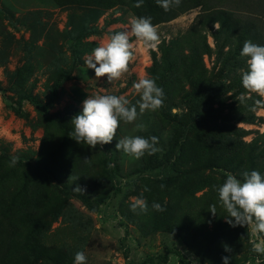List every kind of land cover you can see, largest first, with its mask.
Masks as SVG:
<instances>
[{
    "label": "rangeland",
    "instance_id": "374dc122",
    "mask_svg": "<svg viewBox=\"0 0 264 264\" xmlns=\"http://www.w3.org/2000/svg\"><path fill=\"white\" fill-rule=\"evenodd\" d=\"M128 1L0 0V219L14 225L8 235H18V264H74L77 251L87 264H140L173 249L187 264H223L225 256L229 264H264V254L253 251L264 234L229 225L213 188L228 173L264 175V98L241 84L248 36L211 23L193 37L198 7L153 24L160 43L135 45L120 79H97L85 61L137 17ZM247 17L264 37V13ZM144 76L163 88V107L121 122L110 144L91 148L69 136L88 95L136 104L133 83ZM22 95L48 104L46 114L23 101L15 115ZM191 107L204 120L214 113L212 126L198 118L200 128L189 129ZM130 135L155 136L160 150L140 159L117 151L118 139ZM217 149L223 152L212 155ZM136 198L147 201L146 213L131 210ZM153 202L165 211L153 210ZM159 264L178 263L170 255Z\"/></svg>",
    "mask_w": 264,
    "mask_h": 264
},
{
    "label": "clouds",
    "instance_id": "9594fccd",
    "mask_svg": "<svg viewBox=\"0 0 264 264\" xmlns=\"http://www.w3.org/2000/svg\"><path fill=\"white\" fill-rule=\"evenodd\" d=\"M156 2L167 12L174 6L179 7L181 0ZM142 3L143 0H139L136 6L140 7ZM159 43L158 30L153 25L151 17H134L127 29L115 32L106 42L94 48L85 63L88 69L94 70L97 79L107 77L111 83L128 72L129 64L134 59L135 45L155 49ZM240 56L246 59L247 66L246 70H241L242 87L247 93L264 98V45L255 44L250 40L245 41ZM133 88L140 97L136 104H130L124 96L88 95L82 102V111L71 119L73 130L69 136L77 143L91 148L110 144L117 138L121 122L131 124L146 111L154 112L163 107L165 93L155 78L144 76L133 83ZM177 113L178 109L173 108L172 114ZM144 127L142 123L136 124L137 131H143ZM157 144L158 138L155 136L145 138L130 135L119 138L115 149L127 156L140 159L146 153L152 155L159 151ZM17 159L13 157L10 166H14ZM87 160L85 159L86 162ZM213 188L219 204L227 213L224 217L229 225L252 226L254 233L264 234V175L256 170L243 171L241 178L228 173L223 183L214 185ZM74 190L81 189L77 187ZM130 208L133 212L146 213L148 204L143 198H136ZM152 209L165 211V208L156 202H153ZM209 211L215 216L216 205H211ZM253 251L264 254V243L254 244ZM222 259L223 264H229L230 257L225 256ZM74 264H87V257L83 251L74 254Z\"/></svg>",
    "mask_w": 264,
    "mask_h": 264
},
{
    "label": "trees",
    "instance_id": "16d2710c",
    "mask_svg": "<svg viewBox=\"0 0 264 264\" xmlns=\"http://www.w3.org/2000/svg\"><path fill=\"white\" fill-rule=\"evenodd\" d=\"M128 2L133 14L137 17H151L153 24L168 22L186 11L199 7L201 13L195 18L188 33L193 35V37L200 36L201 29L204 25L218 23L220 27L231 28L233 31L239 29L241 30V35L248 36L249 40L253 43L258 42V45H264V37L257 31L255 23L247 17V14L253 12H258L262 15L264 13V0H181L179 7L174 6L167 12L157 4L156 0H143L140 7L136 6L139 0H129ZM242 12L246 14L244 17L240 16ZM201 47L202 50L205 51V44L203 41ZM23 101L28 102L36 110L44 114H46L49 108L48 104L42 105L32 95H22L18 101L17 109L14 110L15 115H22L21 105ZM197 102L198 100H194L191 104L194 105ZM191 109V118L188 120V127L193 130L195 128H200L201 123L197 119L204 120V114L196 111L194 107H191ZM215 120L216 116L214 113L209 114L208 118L204 120V124L212 126L209 121H213L214 123ZM207 136H210V134H207ZM222 152L221 149H217L212 151L211 154H220ZM88 205L86 206L92 209L91 206ZM9 229L13 231L14 225H12L11 222L5 221V219L4 221L0 219V264H18L19 259L23 260V257H20L21 248H18L16 244L18 235L14 237V235L11 234L12 236H9ZM125 236H127L126 232ZM22 249L28 250V246L25 245ZM34 252L36 253L37 251ZM45 255L46 253L44 251L42 254H38L37 257L41 260L47 258ZM170 255H174L177 258L178 264H187L182 254L174 249L166 251L164 254L158 255L155 258H146L140 264L167 263ZM32 263H34V261Z\"/></svg>",
    "mask_w": 264,
    "mask_h": 264
}]
</instances>
